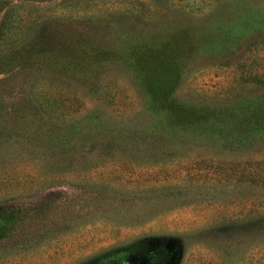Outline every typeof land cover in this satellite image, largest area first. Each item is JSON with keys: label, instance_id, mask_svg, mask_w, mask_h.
<instances>
[{"label": "rangeland", "instance_id": "1", "mask_svg": "<svg viewBox=\"0 0 264 264\" xmlns=\"http://www.w3.org/2000/svg\"><path fill=\"white\" fill-rule=\"evenodd\" d=\"M130 245L264 264V0H0V264Z\"/></svg>", "mask_w": 264, "mask_h": 264}, {"label": "flooded vegetation", "instance_id": "2", "mask_svg": "<svg viewBox=\"0 0 264 264\" xmlns=\"http://www.w3.org/2000/svg\"><path fill=\"white\" fill-rule=\"evenodd\" d=\"M143 241V247H147L148 244H152L153 243V247H154V239H140L137 242H141ZM131 246V245H130ZM129 249L131 250V255H128L127 257H123L121 259L118 260H112V253H107L104 256L100 257L99 260L97 259L96 264H116V262L118 264H151L152 262V255L146 256V257H141L138 252L139 249H135L133 248V245L131 247H129ZM126 249V250H129ZM135 249V250H134ZM149 252H153V251H149ZM111 255V256H110ZM120 257V256H119ZM111 258V260H110Z\"/></svg>", "mask_w": 264, "mask_h": 264}, {"label": "trees", "instance_id": "3", "mask_svg": "<svg viewBox=\"0 0 264 264\" xmlns=\"http://www.w3.org/2000/svg\"><path fill=\"white\" fill-rule=\"evenodd\" d=\"M105 254H102V255H97V256H94L91 260H89L88 261V263L87 264H96V262H97V259L99 260V258L100 257H102V256H104ZM96 261V262H95ZM101 264H103V263H101Z\"/></svg>", "mask_w": 264, "mask_h": 264}]
</instances>
